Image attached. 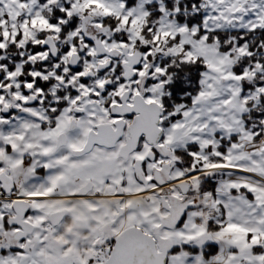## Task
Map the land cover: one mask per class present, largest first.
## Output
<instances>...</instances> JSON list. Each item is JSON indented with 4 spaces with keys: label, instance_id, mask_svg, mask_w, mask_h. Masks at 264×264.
I'll list each match as a JSON object with an SVG mask.
<instances>
[{
    "label": "snow or ice",
    "instance_id": "1",
    "mask_svg": "<svg viewBox=\"0 0 264 264\" xmlns=\"http://www.w3.org/2000/svg\"><path fill=\"white\" fill-rule=\"evenodd\" d=\"M0 264H264V0H0Z\"/></svg>",
    "mask_w": 264,
    "mask_h": 264
}]
</instances>
